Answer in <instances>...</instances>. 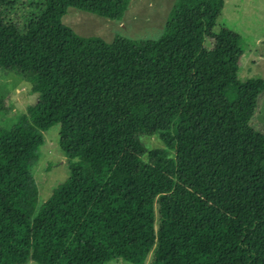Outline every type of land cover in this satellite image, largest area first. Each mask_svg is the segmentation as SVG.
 <instances>
[{
  "label": "trees",
  "instance_id": "obj_1",
  "mask_svg": "<svg viewBox=\"0 0 264 264\" xmlns=\"http://www.w3.org/2000/svg\"><path fill=\"white\" fill-rule=\"evenodd\" d=\"M131 1L46 0L24 33L0 16V69L38 95L0 138V264H264V79H239L241 36L216 29L225 1L176 0L157 41L63 24L69 8L121 21ZM55 126L71 173L38 210Z\"/></svg>",
  "mask_w": 264,
  "mask_h": 264
},
{
  "label": "rangeland",
  "instance_id": "obj_2",
  "mask_svg": "<svg viewBox=\"0 0 264 264\" xmlns=\"http://www.w3.org/2000/svg\"><path fill=\"white\" fill-rule=\"evenodd\" d=\"M225 6L217 23V30L226 27L241 36L244 56L241 60L239 79H264V0H224ZM176 0H132L121 21L69 8L63 18V24L83 37H99L112 43L116 37L134 41H157L165 33L171 11ZM46 6V0H17L0 8V16L14 24L21 32L40 17ZM0 99L10 108L9 114L0 115V138L12 131L20 117L28 113L38 101V95L32 91L31 84L21 77L0 69ZM252 127L264 132V95ZM60 126L51 128L44 134L45 143L41 149L39 164L33 172L38 190V210L54 191L70 177V164L60 148ZM138 137L127 124H121L118 139L127 144L129 139ZM147 149L164 147L156 136L145 137ZM150 263V260L147 264ZM27 264H36L29 261ZM108 264H124L122 260H113Z\"/></svg>",
  "mask_w": 264,
  "mask_h": 264
}]
</instances>
